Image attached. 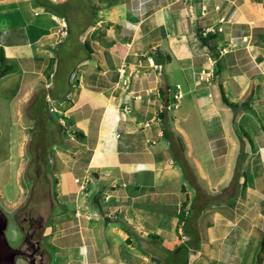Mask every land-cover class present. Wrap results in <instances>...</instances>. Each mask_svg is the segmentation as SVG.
<instances>
[{
	"label": "crops",
	"instance_id": "1",
	"mask_svg": "<svg viewBox=\"0 0 264 264\" xmlns=\"http://www.w3.org/2000/svg\"><path fill=\"white\" fill-rule=\"evenodd\" d=\"M46 1L64 0H0V49L14 66L0 79L8 143L27 137L25 110L53 86L67 35ZM86 2L91 58L65 97L48 95L68 128L47 152L60 208L40 238L43 264H165L191 238L185 200L201 239L188 264H264V0ZM162 89L183 96L161 120ZM166 127L184 142L189 181Z\"/></svg>",
	"mask_w": 264,
	"mask_h": 264
},
{
	"label": "trees",
	"instance_id": "2",
	"mask_svg": "<svg viewBox=\"0 0 264 264\" xmlns=\"http://www.w3.org/2000/svg\"><path fill=\"white\" fill-rule=\"evenodd\" d=\"M47 5L51 6L60 17L64 18L67 22V35L65 38L57 45V68L54 73V83L53 86L49 88L48 91L41 92L35 101L30 106V113L33 119L36 120V126L38 133L37 144H36V156L43 157L44 162L47 163V152L48 149L60 141L65 134V128L60 123V119L56 123L60 127L61 136L54 132L53 118L48 106V95L52 98H62L70 91L71 87V76L77 70L78 66L91 58L93 49L90 42L83 36L87 34L90 30L96 11L90 7L86 0H64L58 2L46 1ZM205 43H209L212 38L211 34L206 36H201ZM14 71V66L8 62L4 51L0 49V79ZM168 89H162L161 93L164 94L163 105L166 106L170 100H166V94ZM223 101L233 107L237 108L238 104L230 101L224 93L223 86H221ZM167 109L160 112L158 116L162 120ZM60 118V116H59ZM54 134L55 139L50 143L44 142V136L46 133ZM63 134V135H62ZM164 136L170 141V146L173 151L174 159L181 166L184 176L189 181L191 169L187 160L182 157L185 151V146L182 138L177 136L174 131L169 128L164 129ZM241 150L238 157V162L236 166V173H239L241 167V161L243 156V140L241 141ZM30 149L33 150V144L30 145ZM38 152V153H37ZM59 201V200H58ZM192 205L189 209H192ZM187 201L185 200L182 204V210L180 212V224L183 225L184 230L189 233L191 238L181 244L175 250L166 251L164 257L165 264H188V255L190 250H198L200 248V234L199 231L194 227L193 214L191 215L186 212Z\"/></svg>",
	"mask_w": 264,
	"mask_h": 264
},
{
	"label": "rangeland",
	"instance_id": "3",
	"mask_svg": "<svg viewBox=\"0 0 264 264\" xmlns=\"http://www.w3.org/2000/svg\"><path fill=\"white\" fill-rule=\"evenodd\" d=\"M48 106L53 118L52 128L61 136L60 127L56 124L59 115L51 109L49 102ZM22 123V128L27 134L22 143H8L10 137L7 135L0 138V207L8 218L6 236L10 245L25 249V234L22 227L28 224L24 218L33 216L36 219H43L44 224L38 234L41 238L52 214L60 208L57 206L60 197L55 190L56 182L48 172L43 157L36 156L35 146L39 138L38 133L36 134L37 122L31 116L30 107L26 108ZM18 130V127H13L12 139L20 137ZM55 133H46L43 137L44 142L50 143L54 140ZM32 144L33 150L30 149ZM16 264H28V259L19 256Z\"/></svg>",
	"mask_w": 264,
	"mask_h": 264
},
{
	"label": "water",
	"instance_id": "4",
	"mask_svg": "<svg viewBox=\"0 0 264 264\" xmlns=\"http://www.w3.org/2000/svg\"><path fill=\"white\" fill-rule=\"evenodd\" d=\"M7 227L8 218L0 207V264H16L17 258L19 256H24L27 258L28 264H38L37 252L41 248V242H35L31 240L29 242V249L31 251L25 250L22 247H12L6 236Z\"/></svg>",
	"mask_w": 264,
	"mask_h": 264
},
{
	"label": "flooded vegetation",
	"instance_id": "5",
	"mask_svg": "<svg viewBox=\"0 0 264 264\" xmlns=\"http://www.w3.org/2000/svg\"><path fill=\"white\" fill-rule=\"evenodd\" d=\"M24 221L28 224L27 226L24 225L22 227V230L24 231V234H25V242H26L25 250L31 251L29 249V242L31 240L35 241V242L40 241V238H39L38 234L41 232L42 226H43L44 223H43V219L42 218L36 219L33 216H26L24 218ZM27 236H28V238H27ZM42 252H43L42 248H40V250L37 252V263L38 264H43V262H44L43 253ZM38 259H39V261H38Z\"/></svg>",
	"mask_w": 264,
	"mask_h": 264
},
{
	"label": "built area",
	"instance_id": "6",
	"mask_svg": "<svg viewBox=\"0 0 264 264\" xmlns=\"http://www.w3.org/2000/svg\"><path fill=\"white\" fill-rule=\"evenodd\" d=\"M64 28H65V31H64V32H65V34H67V25H66V24L64 25ZM64 32H63V33H64ZM160 67H162V66H159V68H160ZM205 75L208 76L207 73H205V72L202 73L201 78H202V79H203V78L208 79V78L205 77ZM124 84L127 85V80H124ZM177 87L179 88V87H180V84H177ZM182 96H183V94H182L181 91L177 92V93L174 95L173 101H169L168 104H167L166 106L163 105L162 108H161V111H160V112H163L164 109L169 110V109H172V108H176V107H178V106H179V102L181 101ZM48 102H49V103L51 102V99H50V98L48 99ZM51 106H52L51 109H52L53 111H57V109H56L55 106H53V105H51ZM60 123L62 124V126H63L64 128H68V124H67V121H66L65 119L60 118ZM147 125H148V124H147ZM76 180L79 181V179H76ZM185 238H186V239H189L190 237L186 235Z\"/></svg>",
	"mask_w": 264,
	"mask_h": 264
}]
</instances>
